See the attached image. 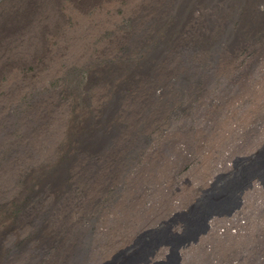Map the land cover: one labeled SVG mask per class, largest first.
Returning <instances> with one entry per match:
<instances>
[{"label": "rangeland", "instance_id": "374dc122", "mask_svg": "<svg viewBox=\"0 0 264 264\" xmlns=\"http://www.w3.org/2000/svg\"><path fill=\"white\" fill-rule=\"evenodd\" d=\"M90 1L0 0V264L178 246L230 160L263 181L154 264H264V0Z\"/></svg>", "mask_w": 264, "mask_h": 264}, {"label": "bare ground", "instance_id": "6f19581e", "mask_svg": "<svg viewBox=\"0 0 264 264\" xmlns=\"http://www.w3.org/2000/svg\"><path fill=\"white\" fill-rule=\"evenodd\" d=\"M114 4H115V0L111 1L110 5H114ZM255 153L254 155L249 156V158L253 156L252 158L250 159L248 158V159L249 160L253 159L256 156ZM239 161L240 162L234 163L235 162L234 160H230L229 163L220 167L219 172L223 173L222 175H218V176L212 175V177L208 178V180L204 183V186L196 194L197 198H195V201L193 203V205L195 204L196 207L192 208L191 206L192 204L189 205L191 207L186 205L187 207H189V210L188 209L187 210L190 211V214L193 212V218L197 220V226H196L197 229H194V231L187 234L188 236L185 237L183 240H181L178 246H175L174 244H173L174 246H172L170 245L171 243L169 244L168 242L159 239V241H157L155 244L151 243L150 246L143 247L145 248L144 252L139 254L140 255L138 258L139 260L134 264H154L157 259L165 257L167 255L166 253L168 252H171L174 256H176L175 255L176 252L180 251L181 256L180 255L179 256L182 258L183 257L182 253H185L188 250V248H192L196 243L198 244L200 240H202V238H204L212 230L216 229L220 224L228 223L232 221L233 217L237 215L239 212L237 208L240 204V199H241L240 196L244 191V189L250 184H252V186L255 187V189H257L259 182L263 181L261 180L262 179L261 173H258L257 175L256 174L249 175L248 173L247 176L244 177L245 175H243L242 171L240 170V163L243 162V160H239ZM243 178L245 180H243ZM215 188H219L220 191L217 192V194L215 193L211 199H208L209 193H211L212 190ZM215 198H219V200H216ZM183 228L184 227H182L181 224H177L173 228L172 232L175 233L177 231H181ZM130 244L133 245V242L131 241ZM115 260L113 261V264L115 263ZM179 263L180 260L175 262L174 264H179Z\"/></svg>", "mask_w": 264, "mask_h": 264}]
</instances>
